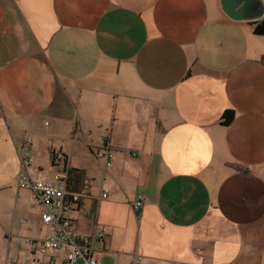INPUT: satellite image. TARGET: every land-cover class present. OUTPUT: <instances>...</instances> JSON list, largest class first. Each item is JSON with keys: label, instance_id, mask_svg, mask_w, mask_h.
I'll return each instance as SVG.
<instances>
[{"label": "crops", "instance_id": "crops-1", "mask_svg": "<svg viewBox=\"0 0 264 264\" xmlns=\"http://www.w3.org/2000/svg\"><path fill=\"white\" fill-rule=\"evenodd\" d=\"M253 25L220 0H0V264L50 231L17 186L25 136L32 178L82 173L88 194L72 216L81 235L104 229L100 264H264ZM105 137L107 170L94 154Z\"/></svg>", "mask_w": 264, "mask_h": 264}, {"label": "built area", "instance_id": "built-area-1", "mask_svg": "<svg viewBox=\"0 0 264 264\" xmlns=\"http://www.w3.org/2000/svg\"><path fill=\"white\" fill-rule=\"evenodd\" d=\"M106 141L105 137L94 153L96 158L102 161L105 170L111 165L110 147ZM31 147L32 138L25 136L17 149V186L32 194L33 205L41 207L40 221L48 226L50 231L40 241L27 238L28 257L23 260L13 259L7 264H75L78 259H82L84 264H100V256L94 242L104 238V229H97L91 235H81L72 216L82 198L88 194L86 183L76 189H68L64 170L57 173L53 179L32 178L29 173L32 162ZM54 160L60 164L64 162L60 156H54ZM106 181L103 177L102 198L108 195V189L104 187ZM142 206L143 197L137 195L131 202V209L138 213Z\"/></svg>", "mask_w": 264, "mask_h": 264}, {"label": "water", "instance_id": "water-1", "mask_svg": "<svg viewBox=\"0 0 264 264\" xmlns=\"http://www.w3.org/2000/svg\"><path fill=\"white\" fill-rule=\"evenodd\" d=\"M223 13L235 21H250L255 24L264 14L263 0H220Z\"/></svg>", "mask_w": 264, "mask_h": 264}, {"label": "trees", "instance_id": "trees-1", "mask_svg": "<svg viewBox=\"0 0 264 264\" xmlns=\"http://www.w3.org/2000/svg\"><path fill=\"white\" fill-rule=\"evenodd\" d=\"M253 33L259 36H264V17L253 25ZM232 117L233 111L225 110L221 116V124L227 125ZM53 158L54 156L52 157V160ZM64 172L66 175L65 182L68 189H76L83 184V176L78 169L66 167L64 168Z\"/></svg>", "mask_w": 264, "mask_h": 264}]
</instances>
